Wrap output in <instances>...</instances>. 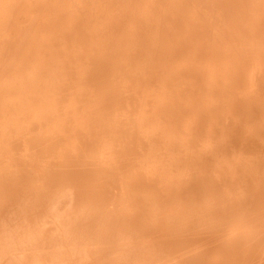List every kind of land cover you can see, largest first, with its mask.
Listing matches in <instances>:
<instances>
[{
    "label": "bare ground",
    "instance_id": "obj_1",
    "mask_svg": "<svg viewBox=\"0 0 264 264\" xmlns=\"http://www.w3.org/2000/svg\"><path fill=\"white\" fill-rule=\"evenodd\" d=\"M0 264H264V0H0Z\"/></svg>",
    "mask_w": 264,
    "mask_h": 264
}]
</instances>
